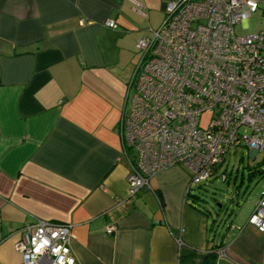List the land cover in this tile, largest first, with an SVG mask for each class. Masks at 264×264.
<instances>
[{
  "label": "crops",
  "instance_id": "1",
  "mask_svg": "<svg viewBox=\"0 0 264 264\" xmlns=\"http://www.w3.org/2000/svg\"><path fill=\"white\" fill-rule=\"evenodd\" d=\"M139 1L0 0V264L21 262L20 229L41 219L71 224L77 264H264L254 209L195 207L185 165L130 192L122 115L136 43L160 23L134 16L168 0Z\"/></svg>",
  "mask_w": 264,
  "mask_h": 264
},
{
  "label": "built area",
  "instance_id": "2",
  "mask_svg": "<svg viewBox=\"0 0 264 264\" xmlns=\"http://www.w3.org/2000/svg\"><path fill=\"white\" fill-rule=\"evenodd\" d=\"M166 6L165 20L136 43L127 89L133 96L122 115L124 152L136 153L127 176L132 195L173 165L190 170L192 188L216 174L232 147L264 153V28L236 31L254 13L264 15V0H168ZM104 24L118 25L109 18ZM261 195L249 221L264 233ZM20 230L19 264H77L70 223L41 219Z\"/></svg>",
  "mask_w": 264,
  "mask_h": 264
},
{
  "label": "rangeland",
  "instance_id": "3",
  "mask_svg": "<svg viewBox=\"0 0 264 264\" xmlns=\"http://www.w3.org/2000/svg\"><path fill=\"white\" fill-rule=\"evenodd\" d=\"M145 12L149 18L143 17L137 11L134 16V20L145 27V30L160 22L159 26L165 20L166 12L164 13L162 9L153 12L145 10ZM262 28H264V15L258 12L250 17L247 27L244 23H239L236 31L238 35L250 34ZM132 96L133 92L130 95V102ZM208 119L209 113H206L203 120L204 125ZM129 152L134 156L136 154L134 149ZM215 173L209 180L197 183L191 189L192 194L199 195L197 200L200 207L211 212L214 217L219 215L218 220L220 217L225 221L246 218L254 209L264 190V153L255 152L245 145L232 147Z\"/></svg>",
  "mask_w": 264,
  "mask_h": 264
},
{
  "label": "trees",
  "instance_id": "4",
  "mask_svg": "<svg viewBox=\"0 0 264 264\" xmlns=\"http://www.w3.org/2000/svg\"><path fill=\"white\" fill-rule=\"evenodd\" d=\"M199 183H200V182H199ZM191 189H192V188H189V189H188V192H187V199H189V200L191 201V203H192L195 207L199 208L200 210H204V212H206L208 215H210L211 212H209V211L205 210L204 208L200 207V205L198 204V200H197V197H198L199 195H198V194H197V195H196V194H192Z\"/></svg>",
  "mask_w": 264,
  "mask_h": 264
}]
</instances>
